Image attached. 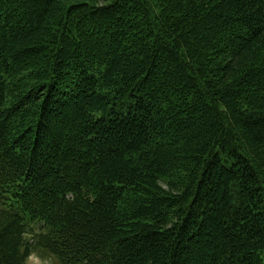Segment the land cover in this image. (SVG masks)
<instances>
[{
    "label": "trees",
    "instance_id": "trees-1",
    "mask_svg": "<svg viewBox=\"0 0 264 264\" xmlns=\"http://www.w3.org/2000/svg\"><path fill=\"white\" fill-rule=\"evenodd\" d=\"M264 264V0H0V264Z\"/></svg>",
    "mask_w": 264,
    "mask_h": 264
},
{
    "label": "rangeland",
    "instance_id": "rangeland-1",
    "mask_svg": "<svg viewBox=\"0 0 264 264\" xmlns=\"http://www.w3.org/2000/svg\"><path fill=\"white\" fill-rule=\"evenodd\" d=\"M54 259L55 258L49 253L38 252L28 259L27 264H58L57 260Z\"/></svg>",
    "mask_w": 264,
    "mask_h": 264
},
{
    "label": "bare ground",
    "instance_id": "bare-ground-1",
    "mask_svg": "<svg viewBox=\"0 0 264 264\" xmlns=\"http://www.w3.org/2000/svg\"><path fill=\"white\" fill-rule=\"evenodd\" d=\"M55 260V259H54Z\"/></svg>",
    "mask_w": 264,
    "mask_h": 264
}]
</instances>
